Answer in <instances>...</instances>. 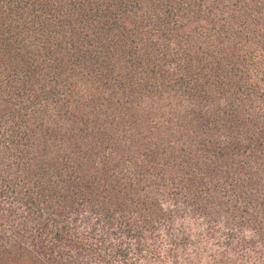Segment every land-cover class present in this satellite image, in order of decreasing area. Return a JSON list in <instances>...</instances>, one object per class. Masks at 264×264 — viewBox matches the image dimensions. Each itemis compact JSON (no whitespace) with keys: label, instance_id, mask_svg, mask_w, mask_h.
<instances>
[{"label":"trees","instance_id":"1","mask_svg":"<svg viewBox=\"0 0 264 264\" xmlns=\"http://www.w3.org/2000/svg\"><path fill=\"white\" fill-rule=\"evenodd\" d=\"M0 264H264V0H0Z\"/></svg>","mask_w":264,"mask_h":264},{"label":"rangeland","instance_id":"2","mask_svg":"<svg viewBox=\"0 0 264 264\" xmlns=\"http://www.w3.org/2000/svg\"><path fill=\"white\" fill-rule=\"evenodd\" d=\"M209 248H213L211 245H209ZM207 262V259H204V263Z\"/></svg>","mask_w":264,"mask_h":264}]
</instances>
